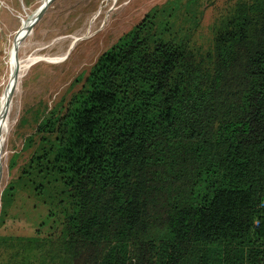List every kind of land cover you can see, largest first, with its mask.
Masks as SVG:
<instances>
[{
    "label": "trees",
    "instance_id": "16d2710c",
    "mask_svg": "<svg viewBox=\"0 0 264 264\" xmlns=\"http://www.w3.org/2000/svg\"><path fill=\"white\" fill-rule=\"evenodd\" d=\"M147 18L46 121L66 250L95 245L91 264H264V0L236 2L207 66L148 43Z\"/></svg>",
    "mask_w": 264,
    "mask_h": 264
},
{
    "label": "rangeland",
    "instance_id": "374dc122",
    "mask_svg": "<svg viewBox=\"0 0 264 264\" xmlns=\"http://www.w3.org/2000/svg\"><path fill=\"white\" fill-rule=\"evenodd\" d=\"M39 1L0 0V96L13 47L19 46L18 58H41L19 81L0 150V264H91L95 245L82 246L72 258L66 250L69 201L50 167L57 125L49 130L46 121L67 111L100 56L146 16L148 43L156 36L182 44L195 60L210 65L215 30L239 0H53L29 35L18 36Z\"/></svg>",
    "mask_w": 264,
    "mask_h": 264
},
{
    "label": "bare ground",
    "instance_id": "6f19581e",
    "mask_svg": "<svg viewBox=\"0 0 264 264\" xmlns=\"http://www.w3.org/2000/svg\"><path fill=\"white\" fill-rule=\"evenodd\" d=\"M49 0H40L37 7L28 15L26 19L22 22L21 28L19 29L18 36L25 37L29 35L30 28L32 27L35 17L38 12L43 8V6ZM27 16V15H26ZM20 38V37H19ZM79 37L74 36V40H77ZM74 43V42H72ZM17 46L13 47L9 55V73L6 85L3 89V92L0 96V150L3 147V143L5 142V135L8 133L10 129V125L12 121H10V111L12 107V98L14 94L17 92L18 84L21 78L26 74L29 67L40 60L41 58L37 56H26L24 58H18L16 55V51L18 50ZM64 55L60 57H56L53 61H58L62 59ZM14 125V124H12ZM1 159L2 154L0 153V174H1Z\"/></svg>",
    "mask_w": 264,
    "mask_h": 264
},
{
    "label": "water",
    "instance_id": "95a60500",
    "mask_svg": "<svg viewBox=\"0 0 264 264\" xmlns=\"http://www.w3.org/2000/svg\"><path fill=\"white\" fill-rule=\"evenodd\" d=\"M53 0H49L44 6L43 8L38 12L37 16L35 17L34 22L44 13V11L46 10V8L49 6V4L52 2ZM21 40V38H20ZM15 43H17V38L15 40Z\"/></svg>",
    "mask_w": 264,
    "mask_h": 264
}]
</instances>
